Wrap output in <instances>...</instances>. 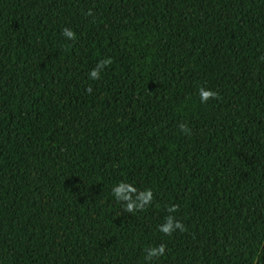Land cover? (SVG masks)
<instances>
[{"label":"trees","instance_id":"1","mask_svg":"<svg viewBox=\"0 0 264 264\" xmlns=\"http://www.w3.org/2000/svg\"><path fill=\"white\" fill-rule=\"evenodd\" d=\"M0 264H264V0H0Z\"/></svg>","mask_w":264,"mask_h":264},{"label":"clouds","instance_id":"2","mask_svg":"<svg viewBox=\"0 0 264 264\" xmlns=\"http://www.w3.org/2000/svg\"><path fill=\"white\" fill-rule=\"evenodd\" d=\"M62 34L67 39H73L75 37V33L70 28H64L62 30ZM111 63V58L104 59L102 61L97 62V65L94 69L89 72V79L95 80L100 75V70L107 64ZM90 90V89H89ZM200 102L204 103L209 98L215 97L216 93L210 89L201 88L199 89ZM180 129L187 133L190 130L183 123L179 125ZM135 188L126 182H119L117 185H114L111 189L113 197L118 200H128L129 202L124 205L127 211L132 212L136 209H143L146 205H148L152 200L151 190H145L144 192L139 193V195L132 199L129 195L130 192H134ZM170 212L175 211V206L169 209ZM159 230L166 233L171 234L174 230L184 231V225L176 220L174 216L169 215L165 219V223L159 226ZM164 254V245L161 244L158 247H152L150 249H146L145 259L151 261L154 257H160Z\"/></svg>","mask_w":264,"mask_h":264}]
</instances>
